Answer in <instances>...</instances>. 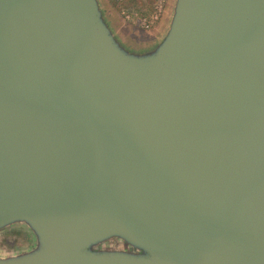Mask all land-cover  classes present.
Returning <instances> with one entry per match:
<instances>
[{
  "label": "water",
  "instance_id": "water-1",
  "mask_svg": "<svg viewBox=\"0 0 264 264\" xmlns=\"http://www.w3.org/2000/svg\"><path fill=\"white\" fill-rule=\"evenodd\" d=\"M107 9L0 0V264H264V0Z\"/></svg>",
  "mask_w": 264,
  "mask_h": 264
},
{
  "label": "rangeland",
  "instance_id": "rangeland-1",
  "mask_svg": "<svg viewBox=\"0 0 264 264\" xmlns=\"http://www.w3.org/2000/svg\"><path fill=\"white\" fill-rule=\"evenodd\" d=\"M114 22L129 39L137 42H146L159 36L165 29L167 20L171 15L174 0H124L123 7L128 11H135L142 17L151 18L161 5L162 12L158 22L151 28H142L134 23L125 22L120 14L121 5L116 0H104ZM28 242V235L22 231H11L0 236V248H17Z\"/></svg>",
  "mask_w": 264,
  "mask_h": 264
},
{
  "label": "built area",
  "instance_id": "built-area-1",
  "mask_svg": "<svg viewBox=\"0 0 264 264\" xmlns=\"http://www.w3.org/2000/svg\"><path fill=\"white\" fill-rule=\"evenodd\" d=\"M118 2L119 6L120 7V14H121V17L122 19L125 21V22H128V23H134L135 25L139 26V27H144V28H151L152 26H154L158 20L160 19V15H161V12H162V6L159 5L157 8H156V12L155 14L153 15V17L151 18H146V17H142L140 16L139 13L133 11H128L127 9H125L123 7V1L124 0H116Z\"/></svg>",
  "mask_w": 264,
  "mask_h": 264
}]
</instances>
